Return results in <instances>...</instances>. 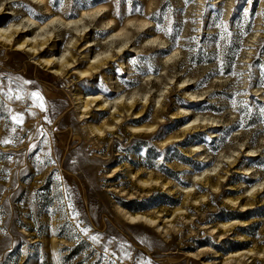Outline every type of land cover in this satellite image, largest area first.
<instances>
[{
  "label": "rangeland",
  "instance_id": "obj_1",
  "mask_svg": "<svg viewBox=\"0 0 264 264\" xmlns=\"http://www.w3.org/2000/svg\"><path fill=\"white\" fill-rule=\"evenodd\" d=\"M49 2L54 15L78 17L81 8L106 5L116 16L94 19L68 77L38 65L28 52L0 44V264H264V204L257 205L256 214L236 218L232 214L242 207L207 187L202 192L210 195V204L202 211L195 205L184 218L172 213L186 197L185 186L193 185V174L214 172L216 166L224 170L236 158L238 169L253 178H235L238 194L249 195L254 183L264 188V0ZM12 5L3 7L19 10L17 22L23 13L41 21L50 17L32 0ZM108 19L114 20L111 29L103 26ZM146 20L152 27H140ZM122 28L129 32L123 29L127 35L112 43L113 30ZM72 30L59 28L61 48ZM154 37L167 42L148 40ZM90 40L94 47L83 58ZM120 41L126 43L121 51ZM177 47L179 54L166 62ZM105 51L115 56L111 67L78 78L88 59ZM117 87L123 99L141 102L135 111L150 98L142 123L157 124L159 132L130 131L134 110L123 112L120 134L99 135L89 127L101 126L112 109L86 114L75 93L82 90L86 98L102 93L112 102ZM186 106L189 115L175 118ZM197 117V125L210 122L208 128L162 148V140L182 135ZM194 145H202L197 155ZM152 175L166 178L177 193L141 182ZM258 200L264 203V192ZM137 213L162 216L149 226L129 219ZM235 219L249 222L245 231L228 232L223 242L211 234L214 226ZM238 234L249 242L234 247ZM243 248L258 253L229 257Z\"/></svg>",
  "mask_w": 264,
  "mask_h": 264
},
{
  "label": "bare ground",
  "instance_id": "obj_2",
  "mask_svg": "<svg viewBox=\"0 0 264 264\" xmlns=\"http://www.w3.org/2000/svg\"><path fill=\"white\" fill-rule=\"evenodd\" d=\"M1 0L0 1V44L8 47L11 46L13 49L18 51H24L28 52L35 58V62L38 65L43 66L44 68L50 70L51 73L57 75V76H69V71L71 68L75 67V63L77 62V49L79 48V45H81V38L86 37L90 29L91 24L94 22V19L99 15H103V17L110 18L111 16H116V13L110 9L106 5H100L94 9H83L81 8V13L78 15V17H70L68 12H63L61 14L54 15L52 13L53 8L49 0H32L36 4H40L44 6V9L46 10V15L50 16L46 21H41L37 18H34L30 13L26 14L23 13V19L19 22L14 21L13 19L15 16L18 15L19 10L12 7L11 9L4 8V4L11 5L16 4L17 2L21 0ZM148 15H151V13H148ZM101 17V16H100ZM11 18V22L5 26L6 19ZM89 18V19H88ZM93 18V19H92ZM102 18V17H101ZM106 26V29H111L112 24L114 23L113 19H108V21L103 22ZM152 21L146 20L143 21L142 24H140V27H152L151 25ZM136 25V22L131 21L129 25ZM110 26V27H107ZM59 28L64 29H73V33L69 35L67 38H64L63 40V46L61 48V38L60 34L58 32ZM127 30L126 28H122L119 31H115L110 35L112 38L111 42L114 43L116 38L122 37L124 35H127V33L123 30ZM149 29V28H148ZM105 30V29H104ZM151 42H157L159 41L160 44H165L166 40H161L159 37L149 38L148 39ZM94 41L90 40L88 41L82 48L81 52H84L81 57H87L89 53V47H94ZM125 41H120V48L121 51L122 48L126 45L124 43ZM61 48V50H60ZM137 49V48H135ZM57 51H60V55H57ZM86 51V52H85ZM112 51V50H110ZM107 51H105L104 54H96L94 57H90L88 59V68L87 69H80L78 78H84L87 75H92L93 73H97L99 69H104L103 67L107 64H110L109 67H111V63L113 62L115 56L114 54H106ZM120 53V52H119ZM179 54V47L175 48L173 53L171 55H168L165 59V61L173 60L175 56ZM120 55V54H119ZM80 58H78L79 60ZM93 59V61H91ZM185 82V81H184ZM189 85H186L188 87ZM116 93L118 95L114 99V101L111 102V98L103 96L102 93H96L94 95H88L87 98L83 94V91L80 92L77 91L75 93V100L76 104L78 105L79 109H84L83 112L86 114L93 113V111H101L105 112L110 107L112 109L111 116L108 120H106L101 126H96L94 124H91L89 127L96 132L99 135H103L106 131H108V134H120L119 130L121 129L122 122H123V112L130 113L131 111H135L141 104L137 98L134 100L123 99L124 94H122V91H120L119 87H117ZM148 96V95H147ZM160 98V96H159ZM149 100L150 98L146 97V102L143 104V108L140 111H135V117L131 120L134 125H131L129 127V130L133 133L139 134V135H152L157 132H159L158 125L155 123L152 124H145L142 123L144 121V113L146 109L149 107ZM159 102V100H158ZM95 103L96 110L92 109L93 104ZM143 103V102H142ZM160 105V108L155 111V118H159L160 115L163 113V108ZM191 105V104H187ZM183 108V107H182ZM189 107H184L183 112L177 113L175 115V118L179 117H185L186 115H189ZM82 111V110H81ZM185 113V114H183ZM197 120L199 118L193 120L192 123L187 125L186 129L184 130L182 135H174L171 136L165 140H162L160 144L162 145L163 149H167L174 143L181 144L182 141L185 139L183 136L187 133H191L193 130H198V128H208V125L210 122H206L197 125ZM206 119H204V122ZM216 121V120H213ZM141 123V124H140ZM214 136H217L215 132H213ZM212 135V136H213ZM100 140H103L100 139ZM202 145H194V151L196 152L195 155L201 151ZM125 155V154H124ZM240 162L239 158L234 159L233 161H230L226 168L220 169L217 168V166L213 169L214 172H211L209 169H206V171H203L202 173H196L193 174L192 180L193 185L191 187L185 186L184 191L182 193L186 194L185 199L182 202V205L172 212L173 218L175 219L178 214L182 215L184 218V215L187 210H191L193 206L197 205V209L202 211L203 207L206 204H210L208 200L207 193L202 192L203 190H206L207 187H211L213 191H217L219 193L225 194L227 203L231 204V206L236 207L240 206L242 207V211L238 213H233L236 218H244L248 217L250 215L256 214L257 205L261 206L264 203H259L258 197L264 192V188L262 186L257 187V184H252L251 188L247 189L249 191V195H239L238 192L241 191V188L237 185L232 184L234 182L235 178L238 177H244V180L247 182H251L253 178H246L244 176L243 171L238 169V164ZM160 167V166H159ZM187 169H192L190 167H186ZM232 169H234L235 173H231ZM246 170H249L246 168ZM168 175L171 174L170 171L166 172ZM248 174V173H246ZM139 177L142 175V172L138 173ZM138 175H135L137 177ZM215 175V176H213ZM141 182L143 184H159L161 185L162 189L168 190L171 194L177 193L172 189V183L169 181H166V178L152 175L150 179H142ZM223 185H227L226 189H221ZM196 186V187H195ZM154 188V187H153ZM200 191V195H197V191ZM191 200H193L195 203H191ZM208 202V203H207ZM185 207H187L185 209ZM128 213V212H126ZM162 213V212H160ZM158 214V217L149 215L147 213H137V214H129V219L133 222H145V224L149 226H155L158 225L157 222L159 218L162 216V214ZM167 215V214H166ZM220 216V215H219ZM228 216V215H227ZM226 216V217H227ZM190 215L185 216V218H189ZM221 218H225V216H220ZM230 217V216H229ZM172 218V219H173ZM166 219H169L167 217ZM206 220H208L206 218ZM236 221H225L218 224V227L214 226L211 228V234H218L220 238H222V242L226 238V234L228 232H232L233 234L235 231L241 232L245 231L246 227L249 225V222H244L235 219ZM161 221V220H160ZM237 243L234 244V247H239L240 242H244L245 244L249 242V239L243 236V234H238V237H236ZM208 248H203L202 250H207ZM218 253V252H216ZM258 252L255 251L254 248H243L238 249L235 251H232L230 253L229 257H246L251 258L252 254H257ZM218 255V254H217ZM261 255V254H260ZM256 262L258 259H254Z\"/></svg>",
  "mask_w": 264,
  "mask_h": 264
},
{
  "label": "snow or ice",
  "instance_id": "obj_3",
  "mask_svg": "<svg viewBox=\"0 0 264 264\" xmlns=\"http://www.w3.org/2000/svg\"><path fill=\"white\" fill-rule=\"evenodd\" d=\"M33 95H38V94H33ZM19 98V97H18ZM42 107V105H41ZM13 119L19 124V123H22V117H19V116H14ZM3 143H9V141L5 140L3 141ZM93 240H96L97 237H92Z\"/></svg>",
  "mask_w": 264,
  "mask_h": 264
}]
</instances>
